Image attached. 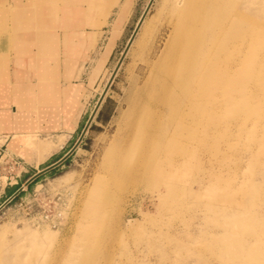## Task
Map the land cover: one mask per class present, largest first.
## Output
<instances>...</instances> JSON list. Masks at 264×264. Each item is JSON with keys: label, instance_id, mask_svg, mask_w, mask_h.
Wrapping results in <instances>:
<instances>
[{"label": "rangeland", "instance_id": "rangeland-1", "mask_svg": "<svg viewBox=\"0 0 264 264\" xmlns=\"http://www.w3.org/2000/svg\"><path fill=\"white\" fill-rule=\"evenodd\" d=\"M149 1L129 0L112 52L101 68L97 64L107 39L88 58L82 73L85 91L78 124L70 123V128L54 133L48 129L46 134L34 128L36 133L20 137L10 147L11 138L8 148L3 146L0 228H8L0 246L16 264H30L31 258L36 260L34 264L37 260L51 264H252L247 261L249 254H256L257 249L264 252V86L248 80L239 91L232 92V97L250 98V111L238 108V101L224 105L223 110L217 107L220 112L214 118L219 124L205 123L200 128L197 137H209L198 146L175 194L166 193L165 185L175 190L173 182L159 185L158 181L129 182L108 194L103 192L105 208L100 206L99 211L107 216L106 224L95 229V243L82 246L77 236L82 206L85 210L92 195L93 200H100V193L96 197L92 193L93 182L96 175L104 173L106 149L120 127L128 100L153 73V63L161 56L170 34L175 0H154L134 43L122 56ZM15 2L8 0L12 5ZM261 2L264 5V0ZM248 23L255 26L253 21ZM257 26L264 31V20ZM259 42L263 47V36ZM262 47L254 56L246 53L245 77L264 73ZM251 49L247 47L246 52ZM120 61L87 134L73 154L26 186L78 142ZM75 93L70 106H75L79 90ZM47 96L48 90L40 95V101ZM40 140L52 145L44 159L34 148ZM16 182L22 190L5 197L1 191ZM130 222L132 227L125 229L123 223ZM45 229L55 232V239L44 234L41 237ZM29 230L40 231L39 240L15 236L17 231L27 234Z\"/></svg>", "mask_w": 264, "mask_h": 264}, {"label": "bare ground", "instance_id": "bare-ground-1", "mask_svg": "<svg viewBox=\"0 0 264 264\" xmlns=\"http://www.w3.org/2000/svg\"><path fill=\"white\" fill-rule=\"evenodd\" d=\"M63 1H33V14L38 20L33 30L37 36H41L51 28L53 25L51 18L57 14V6ZM153 1H149L137 22L135 28V30L138 28L137 32L129 39L123 57L128 53L144 25ZM261 1L175 0L172 6L174 20L164 50L153 63V73L129 98L128 109L120 122V127L107 146L104 173L95 176L92 193L95 197L100 193L98 197L100 200H93L92 195L90 202L86 204L88 207L84 205V210L82 206L77 235L82 246H92L97 238L95 229H100L99 226L106 224L107 216H103L99 211L100 206L105 208L101 195L123 188L129 182L150 181H158L159 185L173 182L175 190L167 185L165 187L168 188L166 190L168 195L175 194L181 175H186L187 167L193 164L198 146L209 137V134L202 138L197 137L200 128H204L205 123L207 126L219 124L214 118L220 112L217 107L223 110L226 104L235 105L240 102L238 108L246 109V112L250 111V98L247 96L242 100L233 98L232 92L239 91L246 80L253 81L260 87L264 86L263 72L247 77L243 73L247 64V60L244 59L246 53H249V57L254 56L260 46L262 47L259 40L264 37V31L257 26L258 21L264 20V5ZM250 21H253L255 26H249ZM119 27V22L114 24L112 37L100 56L99 68L112 52ZM249 46L253 51L246 52ZM120 65L121 61L102 92L101 103L99 104L100 98L90 116V125L84 136ZM78 90L79 88L74 85L69 95H76L75 92ZM74 108L75 106H70L66 101L62 114L66 128L73 120L79 118L81 107L77 111ZM14 112L17 113L16 110ZM3 117L5 118L1 115L0 122ZM52 127L56 125L51 124ZM18 138L16 136L13 139V145ZM45 144H47L45 150L52 148L49 143ZM123 225L126 229L131 228L133 224L130 222L129 225L126 223ZM7 228H0V239L7 232ZM38 232L40 231L29 230L25 234L26 232L17 231L15 236H31L39 240ZM41 233V237H44V234L52 240L56 236V233L50 229H45ZM4 251L0 246V264H16V260L8 259ZM249 256L247 261L250 263L264 264L263 250L257 249L256 254L252 252ZM35 261L31 258L28 263L34 264ZM50 262L42 263L37 260L35 264H51ZM66 264L70 263L66 262Z\"/></svg>", "mask_w": 264, "mask_h": 264}, {"label": "crops", "instance_id": "crops-1", "mask_svg": "<svg viewBox=\"0 0 264 264\" xmlns=\"http://www.w3.org/2000/svg\"><path fill=\"white\" fill-rule=\"evenodd\" d=\"M33 1L16 0L12 5L8 0H0V37L4 35L0 39V117L6 118L0 122V143L6 140L0 144V155L11 138L13 142L16 136L34 134V128H40L43 134L48 129L53 133L67 129L62 114L66 101L71 102L69 94L74 85L79 88L74 109L82 110L71 125L78 124L83 111L81 97L85 87L81 80L85 64L100 44L109 40L114 24L122 25L130 5L129 0L124 4L119 0H64L51 18L53 25L41 37L33 30L38 22ZM57 23L62 26L56 28ZM24 27L27 29L23 30ZM43 90H48V96L42 102L39 97L46 94ZM51 124L56 127L51 128ZM46 145L41 140L34 143L43 155L41 159L51 151L45 150ZM16 185L17 182L11 184L1 193L7 197L21 191Z\"/></svg>", "mask_w": 264, "mask_h": 264}, {"label": "water", "instance_id": "water-1", "mask_svg": "<svg viewBox=\"0 0 264 264\" xmlns=\"http://www.w3.org/2000/svg\"><path fill=\"white\" fill-rule=\"evenodd\" d=\"M137 29H138V28H137ZM137 29L135 30L134 35H135V33L137 32ZM134 35H133V37H134ZM132 39H133V38H132ZM122 59H123V58H122ZM102 98H103V97H101V99H100V101H99V104L101 103ZM99 104H98V106H99ZM89 125H90V121H89V123L86 125L85 130H84L83 133L81 134V137H80V139L78 140V142L73 146V148H72V149H71L66 155H64V156H63L58 162H56L55 164L50 165V166L46 167L45 169H43L41 172H38L37 174H35L30 180H28V181L26 182V186L29 185L34 179H36V178L39 177L40 175H42V174H44V173H46V172H48V171H50V170L56 168L57 166H59L60 164H62L64 161H66V160L68 159V157H70V156L73 154V152L76 150L77 146H78V145L80 144V142L82 141V139H83V137H84V133H85L86 129L89 127Z\"/></svg>", "mask_w": 264, "mask_h": 264}]
</instances>
